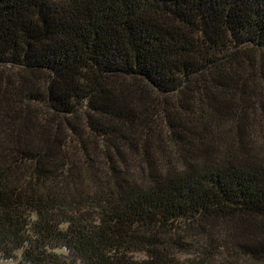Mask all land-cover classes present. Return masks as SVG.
<instances>
[{
    "label": "trees",
    "instance_id": "16d2710c",
    "mask_svg": "<svg viewBox=\"0 0 264 264\" xmlns=\"http://www.w3.org/2000/svg\"><path fill=\"white\" fill-rule=\"evenodd\" d=\"M238 260L264 264V0H0V261Z\"/></svg>",
    "mask_w": 264,
    "mask_h": 264
},
{
    "label": "rangeland",
    "instance_id": "374dc122",
    "mask_svg": "<svg viewBox=\"0 0 264 264\" xmlns=\"http://www.w3.org/2000/svg\"><path fill=\"white\" fill-rule=\"evenodd\" d=\"M159 144L161 145V154H155L156 155V159L159 161V163H165V157L168 159V157H171V155H172V150H171V148H170V146L169 145H167V143H166V141H165V139L164 138H162V139H160V141H159ZM163 152H164V154L165 155H163ZM133 162V164H138V162L137 161H132ZM135 257L136 258H139V259H142L143 258V256L142 255H140V254H137V255H135ZM238 262L239 263H241V264H251L250 262H243V261H241V260H238ZM0 264H10L9 262H4V261H0Z\"/></svg>",
    "mask_w": 264,
    "mask_h": 264
}]
</instances>
